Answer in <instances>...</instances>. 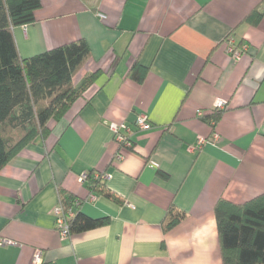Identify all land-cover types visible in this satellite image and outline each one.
I'll use <instances>...</instances> for the list:
<instances>
[{"label":"crops","instance_id":"1","mask_svg":"<svg viewBox=\"0 0 264 264\" xmlns=\"http://www.w3.org/2000/svg\"><path fill=\"white\" fill-rule=\"evenodd\" d=\"M40 3L35 21L12 28L19 56L84 39L90 54L72 83L98 73L45 138L0 169V264H222L215 204L264 193V1ZM255 9L258 22L245 21ZM229 43L242 50L238 59ZM219 99L226 108L212 142ZM140 114L149 129L136 127ZM110 122L129 127L131 148L115 142ZM89 172L106 176L98 192L78 180ZM61 191L80 202L76 212L108 222L62 238L53 214ZM169 209L184 217L164 232Z\"/></svg>","mask_w":264,"mask_h":264},{"label":"trees","instance_id":"2","mask_svg":"<svg viewBox=\"0 0 264 264\" xmlns=\"http://www.w3.org/2000/svg\"><path fill=\"white\" fill-rule=\"evenodd\" d=\"M40 5V0H0V169L36 137L45 138L50 133L49 123L70 113L98 73L72 83L75 71L90 54L84 39L31 57L19 56L12 28L35 21L34 12ZM262 15V10L255 9L245 21L257 23ZM138 69L145 70L134 63L132 76L136 77ZM142 78V74L136 77ZM211 118L217 121L219 113ZM92 173H88L90 190L98 192L101 181L93 179ZM103 194L117 199L108 190ZM59 198L65 206L74 200L62 191ZM214 215L222 264H264V193L241 204L220 199ZM183 217V212L169 209L163 219L164 232ZM107 222V217L91 218L76 212L69 224L72 233H79Z\"/></svg>","mask_w":264,"mask_h":264},{"label":"built area","instance_id":"3","mask_svg":"<svg viewBox=\"0 0 264 264\" xmlns=\"http://www.w3.org/2000/svg\"><path fill=\"white\" fill-rule=\"evenodd\" d=\"M246 50L247 48L244 46L243 48ZM227 51L231 55L233 59H238L241 55L242 50L236 47L234 44L229 43L227 46ZM226 108V104L224 100H217L215 102V106L213 109L210 111V115H215L220 113L222 110ZM203 111L198 110L197 111V116H203ZM216 120L214 118H211L209 120L210 126L213 128V132L211 134V137L209 140L212 142H215L218 138L219 135L218 133L214 130L216 126ZM135 125L138 128V130H147L149 129L150 123L147 120L146 115L140 114L137 116ZM109 129L113 133V138L115 142L120 146V148H131L133 145L132 139H131V131L129 127L126 124L123 123H116V122H110L109 124ZM207 141L206 138L200 137L197 140V143L195 145V148H201L204 143ZM121 156L118 155V158ZM93 179H103L105 178V174L99 173V172H93L92 173ZM78 180L80 182H85L88 180V173H83L78 177ZM96 198L94 195H91L89 197L90 201H94ZM80 202L76 199L73 200L71 206H65L61 200L59 199V203L53 208V214L55 216V224L56 228L62 238H66L70 235L71 230H70V224L69 221L75 216L76 211L75 207L79 206ZM3 243L6 244H13L14 242L11 240H3ZM42 252L41 250H35L34 256H33V261L35 263H38L41 259Z\"/></svg>","mask_w":264,"mask_h":264}]
</instances>
